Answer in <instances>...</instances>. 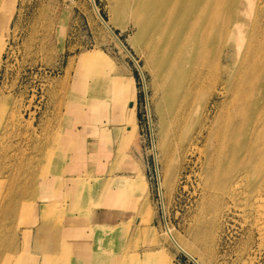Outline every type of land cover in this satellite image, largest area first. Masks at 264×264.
<instances>
[{
	"label": "rangeland",
	"instance_id": "1",
	"mask_svg": "<svg viewBox=\"0 0 264 264\" xmlns=\"http://www.w3.org/2000/svg\"><path fill=\"white\" fill-rule=\"evenodd\" d=\"M95 5L135 59L103 25ZM129 22L116 20L110 0H17L0 48V106L3 98L7 106L6 114L0 110L4 141L0 160L8 162V208L12 204L9 211L15 212L8 215L7 264H16L20 256L23 229H30L29 249L36 251L42 203L69 206L76 199L72 180L86 179L91 184L100 180L106 185L122 174H141L145 186L134 188L125 210L112 205L96 210L99 220L106 219L113 230L109 232L110 251L116 256L113 264L120 262L121 253L128 264H158L160 255L165 264H264V242L258 243L256 234L252 243L247 242V226L237 210L221 221L219 230L197 228L200 220L210 221L201 213L204 164L197 155L206 128H201L197 117L207 113L212 119L214 100L219 97L212 92L209 109H204L208 95H196L189 123L185 125L181 117L168 128L160 116L166 104L161 85L135 43L136 28ZM84 118L113 136L117 128L130 123V141L119 144L112 138L106 145L98 132L85 129ZM162 140L170 148L167 157ZM76 141L79 147L74 146ZM57 149L64 152L63 158L73 157L59 160ZM79 152L83 155L78 159ZM46 175L50 189L37 182ZM97 186L95 199L106 192ZM32 203L35 208L26 223L23 214ZM167 227L191 256L175 247ZM204 232L208 239L197 237ZM46 251L55 253V249ZM132 257L134 262L129 260Z\"/></svg>",
	"mask_w": 264,
	"mask_h": 264
},
{
	"label": "bare ground",
	"instance_id": "2",
	"mask_svg": "<svg viewBox=\"0 0 264 264\" xmlns=\"http://www.w3.org/2000/svg\"><path fill=\"white\" fill-rule=\"evenodd\" d=\"M110 2L116 20L119 23L129 20L136 28L135 43L145 53L149 63L146 62L155 72L164 94L165 108L156 106L160 109L159 115L167 127L169 123L177 125L181 117L185 125L189 123L193 110L191 103L196 95H208L204 109L212 92L219 97V100H214L216 109L213 106L215 114L212 119L207 113H200L197 117L201 128H206V134H202L205 141L203 146L198 148L197 155L198 160L204 164L200 174L203 180L201 213L211 221L200 220L197 228L200 231H209L210 227L219 230L221 221L237 210V214L243 217V225L247 226V242L253 241L256 234L258 243H263L264 0ZM16 5L17 0H0V48L5 44L8 25ZM94 7L103 25L114 34L118 44L127 54L134 58L114 32L110 22L99 13L96 5ZM0 107L1 114H6L4 98ZM81 121L85 129L96 131L100 138L109 141L108 135L104 136V126L97 123L91 125L86 118ZM165 128H162V131ZM201 128L197 133L202 132ZM165 140H162L161 146L167 157L170 148ZM3 142L0 137V146ZM92 142H95V139H92ZM196 149L195 147L194 150ZM55 151L58 153L57 159L63 161L66 157L63 158L64 152L60 154L59 149L54 150V153ZM52 176L55 180L56 175ZM43 177L42 182H37L50 189L51 187H47L49 176ZM72 181L76 199L71 205L66 206L61 202L41 204L39 209L42 221L36 226L34 243L36 251L29 249L32 236L30 229L22 230V250L16 264H113L116 256L109 247V243H112L109 232L112 229L106 224V219L94 222L96 229L85 235L80 232L70 234L65 228L64 233L59 231L65 208L84 209L86 206L77 199V194L80 196L77 190H82L83 180ZM8 183V162L0 160V264L8 263V215L15 214L9 211L12 204L8 208ZM16 185L11 186L12 193ZM144 186L141 174L116 175L107 186L104 201L96 199L90 203V207L112 205L125 210V201L134 188L142 189ZM85 199L87 201L86 197ZM33 203L29 204L27 212L23 214V221L26 223L31 220L30 215L35 208ZM83 219L89 220L87 216ZM166 234L177 249L188 254L182 242L174 237L168 227ZM197 237L208 239L207 232ZM79 240L84 243H79ZM48 249H55V253L48 255ZM121 256L118 264H128L125 261L126 254L121 253ZM153 259L150 257L149 261L153 262ZM129 260L134 262L135 257ZM165 261L163 255L157 259L158 264H165Z\"/></svg>",
	"mask_w": 264,
	"mask_h": 264
},
{
	"label": "crops",
	"instance_id": "3",
	"mask_svg": "<svg viewBox=\"0 0 264 264\" xmlns=\"http://www.w3.org/2000/svg\"><path fill=\"white\" fill-rule=\"evenodd\" d=\"M132 109L133 108L130 107L128 109V111L132 110ZM129 113L130 112H128V120H131V116ZM130 125H131L130 123H127V125H126L127 128H124V127L123 128H120V127L117 128L115 130L114 136L109 134L108 129H104V131H106V134H104V136L108 135L109 140L112 138L119 139V141H118L119 144H122V143L126 144L130 141V132H131V129L129 128ZM108 143H109V141L105 140V144L107 145ZM82 144H84V143H82ZM85 144L87 145L88 143L86 142ZM85 144H84V146H85ZM106 145H104V146L108 150L109 145L108 146H106ZM74 146L79 147L80 146L79 141ZM79 155L82 156L83 153H81V154H80V152L78 153V155H77L78 159L80 157ZM68 157L70 159V157L72 158L73 155H71V154H69V156L66 155L65 159H68ZM131 175H135V174H131ZM114 176H116V175H114ZM114 176L111 177V179H113ZM80 180H83V182L81 183V186H82V190L84 191V193L80 194V196L77 194V197H78L77 199H79L82 202V204L86 205V206L84 207V209L82 207H76V208L75 207H69V208L64 209L63 223L59 228V231L61 233H64V228H65V230L68 231L70 234L75 233V232H80V233L85 235L87 233H92L96 229V228H94V226L96 227V225H95L96 223H94V222L99 220V217H98L99 213H97V211H96L97 208H91L90 207V203L96 201V199L94 198V195L96 192L98 193L100 190L98 191V189H96L94 186L97 183L99 185V186H97L98 188L101 186L100 188L105 187L107 190V186L109 184L105 185L104 182H101L100 180L95 181L94 182L95 184L88 183V181L86 179H79V180H74V181L77 182ZM85 197L87 198V201H86ZM97 199L104 201V196H102V198L100 197ZM44 203H48V202H44ZM85 216H87L89 218V220L83 219ZM52 224L54 225L55 222L53 221ZM106 224H108L107 221H106ZM79 241H80L79 243H84V242H82V240H79Z\"/></svg>",
	"mask_w": 264,
	"mask_h": 264
}]
</instances>
